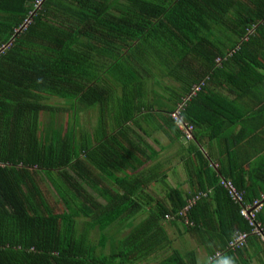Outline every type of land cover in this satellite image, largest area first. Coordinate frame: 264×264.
<instances>
[{"label":"trees","instance_id":"trees-1","mask_svg":"<svg viewBox=\"0 0 264 264\" xmlns=\"http://www.w3.org/2000/svg\"><path fill=\"white\" fill-rule=\"evenodd\" d=\"M147 64L164 66L163 76L175 82L162 83L171 108L162 107L160 125L143 102ZM260 69L264 0H0V264H132L167 248L162 222L174 215L171 224L214 240L212 253L240 252L227 250L228 242L250 228L219 182L231 181L251 202L264 196V168L238 171L235 153L212 166L199 129L219 110L238 124L237 100H252L253 87L264 86ZM203 80L181 112L193 128L186 142L170 114ZM211 84H224L234 98ZM53 97L66 107L48 104ZM96 107L89 132L79 115ZM58 112L67 115L63 127ZM45 113L51 118L43 126ZM144 123L187 143L191 187L184 193L165 185L166 199L134 224L144 209L140 195L166 179L158 167L144 169L158 156L139 134ZM192 153L199 165L193 194ZM200 192L209 194L179 216ZM125 224L128 232L106 254L107 232ZM163 263L192 260L173 250Z\"/></svg>","mask_w":264,"mask_h":264},{"label":"crops","instance_id":"crops-1","mask_svg":"<svg viewBox=\"0 0 264 264\" xmlns=\"http://www.w3.org/2000/svg\"><path fill=\"white\" fill-rule=\"evenodd\" d=\"M259 71L262 73L264 72L261 69ZM210 88L213 91L221 93L223 96L229 99L234 98L233 93L229 92L228 88L224 84H220V85L211 84ZM252 95L254 97L252 98V100H249L247 97H243V99L237 100L238 110L236 112V117L234 116L233 119L240 121L238 124L229 125L228 119L223 118L221 116L222 110H219L218 114L220 115L216 117V120L211 119L210 122L207 123L203 129H199V134H200V137H202L201 139H202V144H203L201 146V151L209 159V162L212 166L217 168L219 166L220 160L225 159L224 157L227 156V153H230V154L235 153L237 157H236V160L233 161L232 165L238 171H240L241 169L240 166H242V168L246 171L245 172L246 174H248L249 170H251L252 172H255V170L261 167L264 168V104H261V102H264V86H261V87L254 86L252 89ZM148 100L150 101L151 99L149 98ZM148 106L150 105L148 104ZM97 111H98V108H97ZM160 112L161 111L158 110V112L155 113L156 115H154L156 119H153V121L156 120L154 122L156 125H160L161 123L159 118H161L160 115H162V113ZM240 115H241V118H238ZM98 116H99V112H98ZM98 116H97V119H98ZM217 119L219 120L220 123L224 121L225 125L218 127L219 122L218 123L216 122ZM96 123H97V120H96ZM143 128L145 129V131L143 133L139 132V134L158 153V156L155 159H153L149 164H147V166L144 169L150 170L153 167H158V169L160 170V173L164 172L160 176L166 177L165 183H161L157 181V182L152 183L149 186V188L152 185H156V184H161L164 187H166L165 185L170 186L169 182L173 181L175 169L177 167H180L179 165L175 166L172 163L175 160H179V162L181 163V159H179V156L181 155L182 157V154H184V152H185V155L182 158V164H183V169L185 170V173H186V169L184 166L185 164L184 160H186V157H187V149L184 150V152H182V149H183L182 140L180 139L178 141H172L170 137H168L165 131H161V130L157 131L153 129L151 126H149L147 123L143 124ZM211 129H213V132L212 131L211 132L215 133L217 136L213 138L209 136L210 135L209 131ZM250 131H252V134ZM160 134L163 136L164 139H166L165 140L166 144L164 145H161V143L157 139L158 138L157 135H160ZM149 140H152V143L149 142ZM195 156L196 155L192 153V194L194 193V188L197 187V183H198L195 173L199 165H198V158H196ZM246 162H248V164ZM246 176L247 175H245V179H247ZM186 179H187L188 186L191 187L190 180L187 177V175H186ZM179 184L180 183H178V185ZM178 185L176 183L173 188H175ZM148 190H146L143 194L140 195V201L143 204L144 209H143L142 214L141 215L139 214V216H137L134 223L136 222V220L140 219L139 222H142L146 218H148L150 211L154 207L155 201L158 200L154 196L149 195ZM183 192L188 193L185 191ZM150 199H152V201H150ZM98 200L101 203L104 202L102 198L98 197ZM151 202H153L152 207L150 206ZM146 214L147 216H145ZM259 218H260V221L264 224V202H263V208L260 212ZM169 224L173 227L177 226V223L171 224L169 222ZM178 224L182 227L180 223ZM125 225L127 226V224ZM164 230L168 236L167 229L164 228ZM208 232L213 233V231H210L209 229H208ZM110 238H111L110 241L106 244L105 250L106 249L110 250L112 245L113 246L115 245L114 241L118 240L112 236ZM191 238H192V250H189L187 253H183V254L179 251L178 252L185 260L187 261L192 260V264H212L216 261H217V264H220V261H222V259L225 257L233 258L235 260V264H264V246L254 236H251L249 238L246 248L241 249L240 252L226 253L223 251L220 257H218L217 259L213 261H211L210 258L215 253L221 252V251H216L215 253L214 252L212 253L210 251L212 248H214L212 247V245L215 246L214 245L215 241L214 240L210 241V239L207 240L203 234H193L192 233ZM151 258L152 257H149L145 260H140L139 263L134 262L132 264H144L145 261L147 262V260ZM163 261L164 259L160 262V264Z\"/></svg>","mask_w":264,"mask_h":264},{"label":"rangeland","instance_id":"rangeland-1","mask_svg":"<svg viewBox=\"0 0 264 264\" xmlns=\"http://www.w3.org/2000/svg\"><path fill=\"white\" fill-rule=\"evenodd\" d=\"M160 56L162 57L163 55L160 54ZM154 61H156L157 64H159L158 59L155 57H154ZM145 63H148V62L146 61ZM153 66L156 68H153ZM144 68H146L145 74L146 75L149 74L147 75L148 77L144 78V84H145V89H146L144 93V98H143L144 104H146L147 106L148 104L150 105L152 110L155 111L153 112L154 115H156L155 113L158 112V110L162 111L163 109L162 107H165L166 109H170L171 104L168 101L169 93L166 92V90L163 88L162 83L166 82V84H170V83L175 84V82L171 79H167L166 76H163V73L166 70L164 66L160 67V65L157 66L154 64H150V65L147 64V67H145L144 65ZM166 94H168V96H166ZM149 98L151 99L150 101L148 100ZM47 103L54 107H62V108L66 107V105L61 100L54 98V97L48 100ZM150 113L152 112L150 111ZM66 116L67 115L64 112L56 113L55 118L57 122V127H60V126L63 127L66 124V118H67ZM97 116H98L97 107L87 110L84 112V114L82 113L80 115L79 124L83 125V127H85V129L90 132L94 128V126H96ZM50 118H51V115L49 113L42 114L41 119L43 122V126L47 122H49ZM157 136H158L157 139L159 140L161 145L166 144V141H165L166 139H164L161 134ZM149 142L152 143V140H149ZM182 146H183L182 152H184V150H186L187 143L182 141ZM184 155H185V152L184 154H182V157L181 155L179 156V159H181V163L179 162V160L173 161L172 163L173 165L175 166L179 165L180 167H177L175 169L173 181L172 182L170 181L169 184H170V187H174L176 183L177 185L178 183H180L176 187H180L182 191L189 193L190 187L188 186L187 179H186V173H185V170L183 169V164H182V158ZM48 187H49L48 192L50 196L56 198L57 195L55 194L54 190L51 188V186H48ZM167 192H168L167 188L161 184L152 185L148 190L149 195L154 196L158 200H165L166 199L165 196ZM60 205H61V209H65L63 204H60ZM152 206L153 205H151V207ZM145 216H147V214ZM139 221L140 219L136 220L134 224H137ZM78 223L80 226L82 223V219L79 220ZM162 224H163V227L167 229V233L170 239V244L167 246V248L163 252L157 254L156 256L155 255L151 256L152 258L147 260V262L145 261L144 264H158V263L160 264V262L163 259H166L172 254L173 250H177L181 252L182 254L187 253L189 250H192L191 235L186 233L184 229L178 223H177V226L175 227L171 226L168 221H163ZM127 231H128V227L126 225H123V226L115 225L114 227L109 229V231L107 232V235L110 237L112 236L116 239H119V238H122L124 234H126ZM92 240L94 243L97 242L98 240L97 232L92 233ZM105 252L108 253L109 250L106 249ZM136 263H139V261H137ZM212 264H217V261Z\"/></svg>","mask_w":264,"mask_h":264},{"label":"built area","instance_id":"built-area-1","mask_svg":"<svg viewBox=\"0 0 264 264\" xmlns=\"http://www.w3.org/2000/svg\"><path fill=\"white\" fill-rule=\"evenodd\" d=\"M231 55V54H230ZM218 64L222 62L219 58L216 61ZM205 80L201 81L198 85H195L192 88V91L188 97H186L181 104L177 106L175 111L170 114L172 120L176 123L179 130L183 133V139L188 142L192 140V126L184 122L181 112L184 108L186 102H188L193 96H195L198 92L201 91L202 87L205 86ZM219 185L227 192L229 199L239 207L240 216L247 222L250 231L249 232H239L236 233L231 240L228 242L227 250L237 251L246 248L248 244V240L251 236L257 237L264 244V225L259 220V214L263 208L264 196L261 198L255 199L251 202H247L245 199V193L243 191L238 190L234 184L226 179H220ZM209 193H198L187 201L186 206L183 211L178 215L183 217L192 206L196 204V202L201 197H207ZM177 216H167L166 221H175L178 220ZM185 223H188L187 220ZM222 252L215 253L210 260L213 261L220 257Z\"/></svg>","mask_w":264,"mask_h":264},{"label":"clouds","instance_id":"clouds-1","mask_svg":"<svg viewBox=\"0 0 264 264\" xmlns=\"http://www.w3.org/2000/svg\"><path fill=\"white\" fill-rule=\"evenodd\" d=\"M220 264H235V260L231 257H225L220 261Z\"/></svg>","mask_w":264,"mask_h":264}]
</instances>
